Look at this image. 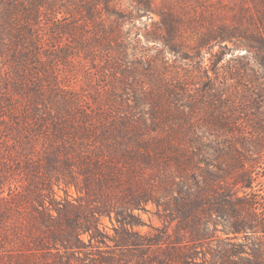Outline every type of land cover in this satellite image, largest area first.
Segmentation results:
<instances>
[{
  "label": "trees",
  "instance_id": "trees-1",
  "mask_svg": "<svg viewBox=\"0 0 264 264\" xmlns=\"http://www.w3.org/2000/svg\"><path fill=\"white\" fill-rule=\"evenodd\" d=\"M151 5L0 0V264H264V0Z\"/></svg>",
  "mask_w": 264,
  "mask_h": 264
},
{
  "label": "rangeland",
  "instance_id": "rangeland-1",
  "mask_svg": "<svg viewBox=\"0 0 264 264\" xmlns=\"http://www.w3.org/2000/svg\"><path fill=\"white\" fill-rule=\"evenodd\" d=\"M161 2H162V0H152V8L153 9H156V10H158L159 9V7L161 6ZM150 17H151V19H146L145 17H142V24H147V25H149L151 22H156V21H158L159 20V17L157 16V15H150ZM137 27H138V29H139V25H137ZM142 29V27H140V30ZM192 43H193V40L192 39H188V41H185V45L188 47L187 49H185V52L186 53H192L191 51V45H192ZM151 45V44H150ZM149 45V46H150ZM214 51H216V48L214 49ZM237 52H239V51H236V53ZM259 182H263V178H261V181H259ZM256 183H257V185H256V189L257 190H259V193H258V195L260 196H262V194H264V184L263 183H258L257 181H256ZM70 194L73 196V197H75L76 196V194H75V192L73 191V190H70ZM58 195L60 196V197H63V193L61 192V191H58ZM261 198H264V195L261 197ZM153 213H154V211H153V208H152V206H148V213H144V214H142L141 216H142V219L146 222V223H151V224H153L154 226H158V221H157V219L155 218V216L153 215ZM103 224H104V226H106L107 228H111V224L109 223V221L108 220H104L103 221Z\"/></svg>",
  "mask_w": 264,
  "mask_h": 264
}]
</instances>
